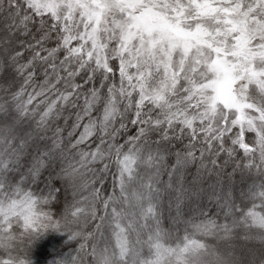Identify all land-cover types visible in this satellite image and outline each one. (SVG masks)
<instances>
[{
  "label": "clouds",
  "instance_id": "clouds-1",
  "mask_svg": "<svg viewBox=\"0 0 264 264\" xmlns=\"http://www.w3.org/2000/svg\"><path fill=\"white\" fill-rule=\"evenodd\" d=\"M0 264H264V0H0Z\"/></svg>",
  "mask_w": 264,
  "mask_h": 264
}]
</instances>
